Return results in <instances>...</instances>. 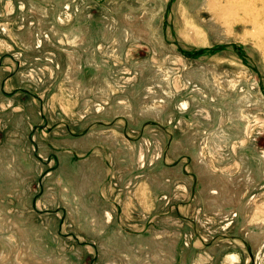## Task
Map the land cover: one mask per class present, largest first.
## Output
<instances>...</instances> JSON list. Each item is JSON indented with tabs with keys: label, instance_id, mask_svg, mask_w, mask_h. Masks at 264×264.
Returning <instances> with one entry per match:
<instances>
[{
	"label": "rangeland",
	"instance_id": "obj_1",
	"mask_svg": "<svg viewBox=\"0 0 264 264\" xmlns=\"http://www.w3.org/2000/svg\"><path fill=\"white\" fill-rule=\"evenodd\" d=\"M0 264H264V0H0Z\"/></svg>",
	"mask_w": 264,
	"mask_h": 264
},
{
	"label": "bare ground",
	"instance_id": "obj_2",
	"mask_svg": "<svg viewBox=\"0 0 264 264\" xmlns=\"http://www.w3.org/2000/svg\"><path fill=\"white\" fill-rule=\"evenodd\" d=\"M227 3H228V2H227ZM231 5H232V4H231ZM254 23H259V21H258V20H255ZM194 34H195V33H194Z\"/></svg>",
	"mask_w": 264,
	"mask_h": 264
}]
</instances>
